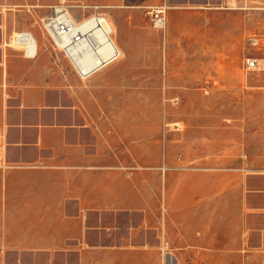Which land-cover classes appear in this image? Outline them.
Wrapping results in <instances>:
<instances>
[{
	"label": "crops",
	"instance_id": "obj_1",
	"mask_svg": "<svg viewBox=\"0 0 264 264\" xmlns=\"http://www.w3.org/2000/svg\"><path fill=\"white\" fill-rule=\"evenodd\" d=\"M3 2L0 264H264V6L114 0L105 16L120 57L82 81L42 27L19 26ZM162 4L160 30L147 9ZM17 31L34 36V59L9 44ZM215 94L217 125L206 103L164 127L171 106L124 105Z\"/></svg>",
	"mask_w": 264,
	"mask_h": 264
},
{
	"label": "built area",
	"instance_id": "obj_2",
	"mask_svg": "<svg viewBox=\"0 0 264 264\" xmlns=\"http://www.w3.org/2000/svg\"><path fill=\"white\" fill-rule=\"evenodd\" d=\"M90 16L80 18L71 13L66 0H59L52 6V12L41 22L42 30L49 40L51 48L59 53L70 65L72 71L82 80H87L93 73L102 67L112 63L120 57V51L112 40V30L96 23L85 27V22L93 18H99V7L93 6ZM166 4L149 7L147 14L156 29H164L166 25ZM16 42L24 57L34 59L37 55V42L30 32L17 31L10 37L9 44ZM12 46V45H11ZM246 67L249 70L261 71L262 63L256 58L246 59ZM91 64L90 67L87 65ZM0 166L3 162L0 160ZM168 243L164 242L162 251H166Z\"/></svg>",
	"mask_w": 264,
	"mask_h": 264
},
{
	"label": "rangeland",
	"instance_id": "obj_3",
	"mask_svg": "<svg viewBox=\"0 0 264 264\" xmlns=\"http://www.w3.org/2000/svg\"><path fill=\"white\" fill-rule=\"evenodd\" d=\"M3 2L4 5H6V11H9L12 13V15H16V18L14 17V20L19 24V26L28 28V29H34V28H39L41 27V22L44 18L49 16L52 12V7H43L41 5L46 4L49 2L51 5H55L58 0H4ZM114 0H66L67 4L70 6L71 13L73 15L78 16L80 18H83L85 16H90L94 11H93V6H98L99 7V13L101 14H106V7L105 4L112 3ZM255 1L258 5L264 6V0H253ZM37 4L40 5V7H32L36 6ZM13 20V19H12ZM263 20L259 18V32H258V49H257V57L258 58H264V42L261 41V39H264V24ZM39 36H43L41 32L38 34ZM113 38V35H112ZM249 38V34L247 33V41ZM48 43L49 40L47 41ZM13 46V45H12ZM51 48V45H50ZM52 49V48H51ZM53 51V50H52ZM55 53V51H53ZM59 54V53H56ZM60 56V54H59ZM249 57V54L247 53L246 55ZM67 65V68L70 70V65L65 62ZM124 68H133L132 66L129 65V60L128 61H123L122 64H117L114 66V68H111L108 74L114 75L116 74L120 69ZM74 73V72H73ZM85 81V80H84ZM180 85V83H178ZM250 80L249 76L244 80L242 83V87L247 88V85L249 86ZM182 86V85H180ZM195 88L199 90H206V91H213L214 93H217V83L216 82H202L199 83L198 86H195ZM87 98L85 97V100ZM217 96H212L210 98H205L203 99L202 97H195L193 99L191 98H186V97H166V98H161V99H155V98H145V100L142 99H137L135 97H130L127 98L126 102L124 103L125 100L122 102L126 106H134L138 104H145V105H167L171 106L173 111H170L166 114H163V127H164V122L165 123H172V122H181L184 126V123L187 120V112H186V107L188 105H202V104H208L206 106H210L211 110H213V113L211 114L212 118L209 120V123H213L214 125H217L221 122V117L217 113ZM161 101V103H160ZM233 101H231V104ZM113 107L114 106H119L117 100H112L110 103ZM175 127L179 128L181 125L179 123L173 124ZM174 126H167L168 128H172ZM179 126V127H178ZM182 126V127H183ZM184 129V127H183Z\"/></svg>",
	"mask_w": 264,
	"mask_h": 264
},
{
	"label": "bare ground",
	"instance_id": "obj_4",
	"mask_svg": "<svg viewBox=\"0 0 264 264\" xmlns=\"http://www.w3.org/2000/svg\"><path fill=\"white\" fill-rule=\"evenodd\" d=\"M97 24V25H101L102 27H106V26H109L110 28H111V30L113 29L112 28V26H111V23H110V21L107 19V17L104 15V14H101L100 16H99V18H93V19H91V20H89V22H85V27H89V26H92L93 24ZM31 35H32V33H30ZM32 37L34 38V36L32 35ZM11 45H13V46H16V42H14V41H12L11 43H10ZM117 47V46H116ZM88 67H90L91 66V64H88L87 65Z\"/></svg>",
	"mask_w": 264,
	"mask_h": 264
}]
</instances>
